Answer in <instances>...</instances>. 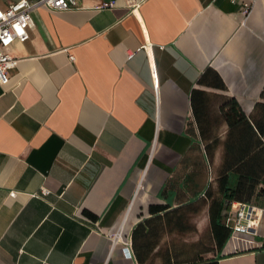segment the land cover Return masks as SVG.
<instances>
[{"label": "crops", "instance_id": "obj_1", "mask_svg": "<svg viewBox=\"0 0 264 264\" xmlns=\"http://www.w3.org/2000/svg\"><path fill=\"white\" fill-rule=\"evenodd\" d=\"M76 1L32 11L29 38L9 49L18 61L0 85V264H139L122 239L149 206L215 188L222 145L209 160L192 103L211 119L222 96L247 115L264 102V0ZM254 200V247L205 258L264 264V199ZM191 222L208 230V207ZM173 240L163 231L143 264H174L155 254Z\"/></svg>", "mask_w": 264, "mask_h": 264}, {"label": "trees", "instance_id": "obj_2", "mask_svg": "<svg viewBox=\"0 0 264 264\" xmlns=\"http://www.w3.org/2000/svg\"><path fill=\"white\" fill-rule=\"evenodd\" d=\"M261 97L264 99V86ZM192 108L209 160L215 149L222 145L221 161L213 179L215 188L210 181L194 200L172 209H168L167 204L150 205V216L140 220L130 236L131 249L139 264L149 257L163 231L169 234L174 231L175 240L155 254L161 252L165 258L175 255L174 264H181L178 260L186 264H218L214 258H205V254L220 252L229 236L230 228L222 222L221 215L225 205L231 201L264 199V102H256L247 115L234 97L222 96L218 112L211 119L198 116L194 102ZM223 123L227 129L222 138L217 129ZM205 206L208 207V231L212 244L207 245L201 238L184 241L185 235L196 232L191 222L192 214H198Z\"/></svg>", "mask_w": 264, "mask_h": 264}, {"label": "built area", "instance_id": "obj_3", "mask_svg": "<svg viewBox=\"0 0 264 264\" xmlns=\"http://www.w3.org/2000/svg\"><path fill=\"white\" fill-rule=\"evenodd\" d=\"M114 0L104 2L97 9L109 8ZM77 7L76 0H18L6 8H0V85L9 83L8 71L17 64V58L9 54V49L16 41L24 42L29 38V30L33 26L32 11L44 8L49 11H63ZM249 5L243 4L244 20L249 14ZM132 54L128 55L130 58ZM73 59L72 56H70ZM49 191L41 189V195ZM224 224L230 228L229 236L220 253L222 256L238 255L250 251L255 243L254 238L259 234L258 218L260 209L249 202L231 201L223 212ZM121 232V231H120ZM119 231L115 235L121 237ZM122 239V238H121ZM125 249L129 252L130 238H123Z\"/></svg>", "mask_w": 264, "mask_h": 264}, {"label": "rangeland", "instance_id": "obj_4", "mask_svg": "<svg viewBox=\"0 0 264 264\" xmlns=\"http://www.w3.org/2000/svg\"><path fill=\"white\" fill-rule=\"evenodd\" d=\"M254 203H256V201H253ZM201 238L202 240H204L207 245H211V241H210V236H209V231H203V232H195V233H189L187 235L184 236V239H186V241L188 242H192L195 241L197 239Z\"/></svg>", "mask_w": 264, "mask_h": 264}]
</instances>
